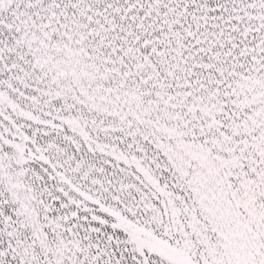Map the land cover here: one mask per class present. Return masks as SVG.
I'll return each instance as SVG.
<instances>
[{"label":"snow or ice","instance_id":"6c2138e0","mask_svg":"<svg viewBox=\"0 0 264 264\" xmlns=\"http://www.w3.org/2000/svg\"><path fill=\"white\" fill-rule=\"evenodd\" d=\"M0 264H264V0H0Z\"/></svg>","mask_w":264,"mask_h":264}]
</instances>
